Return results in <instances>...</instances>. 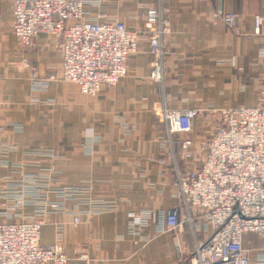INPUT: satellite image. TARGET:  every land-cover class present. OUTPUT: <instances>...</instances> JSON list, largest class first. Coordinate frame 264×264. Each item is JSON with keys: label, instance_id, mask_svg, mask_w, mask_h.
Segmentation results:
<instances>
[{"label": "crops", "instance_id": "0c3cea01", "mask_svg": "<svg viewBox=\"0 0 264 264\" xmlns=\"http://www.w3.org/2000/svg\"><path fill=\"white\" fill-rule=\"evenodd\" d=\"M13 1L0 0L1 122H16L21 129L5 128L0 141L19 146L10 160L23 163L25 172L53 168L59 184L91 185L93 196L118 203L113 211L81 217L78 225L70 215H51L42 227L41 244L51 245L56 222H63L68 264H77L81 255L99 264H191L197 244L212 234L210 226L206 232H197L192 223L185 222L175 232L156 235L151 225L144 230L152 236L145 246L135 244L128 230L130 211L176 207L180 202L175 184L178 173L197 163L182 157L184 134L169 131L153 107L200 108L191 136L207 139L217 119L213 110L258 106L264 88V61L254 16L264 13V0L89 3L87 8L94 15L122 20L141 35L138 51L129 59V74L95 97L61 79L59 37L43 33L29 48L21 46L13 30ZM153 5L161 7L167 21L161 81L150 78L153 56L149 38L142 32ZM218 10L237 14V29L214 17ZM24 58L38 67L41 78H51L43 91L33 89L27 73L15 68ZM38 148L62 155L25 153V149ZM12 170L0 167V190ZM185 214H189L186 209ZM190 214L194 223L206 221L200 214ZM243 245L250 264H259L264 238L248 233Z\"/></svg>", "mask_w": 264, "mask_h": 264}, {"label": "built area", "instance_id": "2783aa9c", "mask_svg": "<svg viewBox=\"0 0 264 264\" xmlns=\"http://www.w3.org/2000/svg\"><path fill=\"white\" fill-rule=\"evenodd\" d=\"M97 0H14L13 30L23 47L33 45L43 33L60 38L62 51L61 79L77 85L84 95L95 97L107 86L116 85L129 74V59L138 51L140 33L122 20L103 19L94 15L88 4ZM100 1V0H98ZM230 28L237 29V14L218 10ZM256 33L261 36L260 57L264 61V13L254 16ZM153 56L150 78H164V41L167 21L159 5L146 14L145 29ZM33 89L43 91L51 78L40 79L38 67L24 60ZM5 128L21 129L14 122H1ZM258 106H234L213 110L217 119L207 139L191 136L194 121L201 109L182 110L153 107L169 131L184 134L182 157L197 161L185 173H178L175 184L180 202L170 209H140L129 212V233L135 244L145 246L151 235L144 232L153 225L156 235L175 232L185 222L195 231L212 234L197 244L191 264H250L243 238L256 233L264 238V88ZM14 143L0 141V164L13 168L0 190V264H68L64 248V223L55 224V241L41 244L42 227L48 216L65 213L74 225L81 217L110 212L118 207L116 200L92 195V186L61 185L53 168L25 172L23 163H13L10 156L18 151ZM28 156L57 154L52 149L25 151ZM32 207L28 211L27 208ZM185 209L189 213L184 215ZM200 214L206 221L194 223L190 214ZM77 264H99L81 255ZM264 260V253L259 264Z\"/></svg>", "mask_w": 264, "mask_h": 264}, {"label": "rangeland", "instance_id": "374dc122", "mask_svg": "<svg viewBox=\"0 0 264 264\" xmlns=\"http://www.w3.org/2000/svg\"><path fill=\"white\" fill-rule=\"evenodd\" d=\"M94 13H96V12H94ZM19 41V40H18ZM21 46H22V44H21ZM27 48H29V47H24V49H27ZM26 58H24V59H22V60H19V63H17V65H15V68L19 71V72H22V71H24L25 73H27V77H29V79H30V72H29V70L28 69H26V68H24L23 66H22V63H23V61L25 60ZM26 60H28L29 62H31L29 59H26ZM18 62V61H17ZM31 64H33V63H31ZM34 65V64H33ZM36 66V65H35ZM164 72H165V67H164ZM1 74V73H0ZM2 75V74H1ZM40 79H46V80H48V77H44V78H40ZM2 83H3V75H2V82H1V91H2ZM48 83H49V80H48ZM160 107V106H159ZM161 108H163L162 106H161ZM16 123V122H15ZM7 129H10V128H7ZM13 127L10 129V130H12L13 131ZM1 142H4V141H1ZM5 142H9V143H14V142H11V141H5ZM15 144V143H14ZM17 145V144H16ZM18 146V145H17ZM18 149H19V146H18ZM25 150H28V149H25ZM55 153L57 154V156L56 157H59L60 155H62L61 153H57V151L55 150ZM0 159H1V157H0ZM0 167H3V166H1V164H0ZM57 181V180H56ZM58 182V181H57ZM61 214H65V213H61ZM51 215H53V214H50L47 218H49ZM91 216V215H90ZM56 223H63V222H56ZM64 225H65V223H64ZM66 230V229H65ZM55 233V232H54ZM54 241H55V236H54ZM54 243V242H53ZM63 244H64V248H65V231H64V239H63ZM66 250V249H65Z\"/></svg>", "mask_w": 264, "mask_h": 264}]
</instances>
